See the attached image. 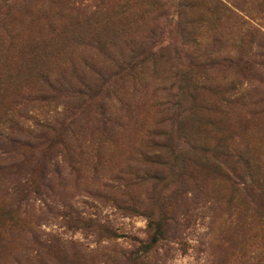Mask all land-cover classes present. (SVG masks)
<instances>
[{"label":"rangeland","instance_id":"rangeland-1","mask_svg":"<svg viewBox=\"0 0 264 264\" xmlns=\"http://www.w3.org/2000/svg\"><path fill=\"white\" fill-rule=\"evenodd\" d=\"M34 117L72 122L20 205ZM156 218L157 264H264V0H0V264H138Z\"/></svg>","mask_w":264,"mask_h":264},{"label":"trees","instance_id":"trees-1","mask_svg":"<svg viewBox=\"0 0 264 264\" xmlns=\"http://www.w3.org/2000/svg\"><path fill=\"white\" fill-rule=\"evenodd\" d=\"M55 84H57L58 86V88H56L57 90H59L62 86L61 83L57 82L56 80L48 82L46 86L48 87L49 92L52 91L53 88H55ZM41 90L44 91L43 88ZM76 93L79 94L78 96L81 95L83 105L91 104L96 100L95 95H90L87 91L83 92L79 90ZM28 118L30 117L28 116ZM34 120V129H30V127L28 126L27 128H22V134L16 139L8 137L9 145H7V147L3 150V152L5 153L13 152L14 154H17V157L19 156V159H16V162H14V164L11 165L10 168L15 169L17 172L23 171L22 175L24 176L21 178L22 181L20 180V182L16 183L15 185L13 184V188L15 191L14 197L17 203L20 205H23L25 201L30 198V192H28L27 188L31 187L30 185H33L34 183V179L30 178L31 171L27 172L28 166L32 162H34L35 165L37 163L41 164L50 157L52 158V156H56L54 155L56 141H58L59 138H63L64 136H66V131L70 129L72 122L70 121L71 119H68V117L56 119L55 123L57 125L49 124V122H47L46 120L41 121V119L39 120L35 117ZM35 130H38V132H34ZM91 152L92 151L87 150L86 153H84L86 160L92 158L93 154ZM168 152L172 151L169 150ZM81 153L82 151H79V156ZM77 162L80 163L81 161ZM98 162L99 161L94 158V169L97 168ZM166 163L167 161H164V164ZM24 213H26V211H24ZM183 213L184 212H182V214ZM71 220L82 223L86 227L92 228V232L97 234V236H104L106 238H113L118 236L115 230L110 225L104 223L100 224L98 221L90 217L87 219H81L76 216L71 218ZM169 220H175L174 215H171L169 217ZM149 225H155V235L151 238L150 241L146 242L134 239L136 244H134L133 249L126 254V260L138 264H157L155 260L151 259L150 252H152L153 245L160 239V237L158 236L163 235V225L159 219L157 220V218L151 220L149 222ZM26 226L27 225H24L22 228Z\"/></svg>","mask_w":264,"mask_h":264}]
</instances>
